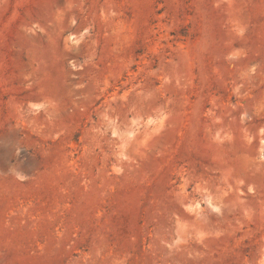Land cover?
I'll return each mask as SVG.
<instances>
[{
  "label": "rangeland",
  "instance_id": "374dc122",
  "mask_svg": "<svg viewBox=\"0 0 264 264\" xmlns=\"http://www.w3.org/2000/svg\"><path fill=\"white\" fill-rule=\"evenodd\" d=\"M0 264H264V0H0Z\"/></svg>",
  "mask_w": 264,
  "mask_h": 264
}]
</instances>
